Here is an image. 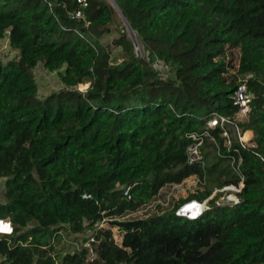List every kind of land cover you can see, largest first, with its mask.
<instances>
[{"label": "trees", "instance_id": "1", "mask_svg": "<svg viewBox=\"0 0 264 264\" xmlns=\"http://www.w3.org/2000/svg\"><path fill=\"white\" fill-rule=\"evenodd\" d=\"M76 1L0 0V40L17 54L0 61V219L13 227L0 264H264V0H113L148 60L125 29L101 42L118 16L109 0H87L80 21L69 17ZM38 63L63 85L44 99ZM240 85L251 95L244 121L234 120ZM218 116L231 122L230 147L207 129ZM233 125L253 139L242 146ZM205 131L203 163L188 164L187 135ZM239 158L238 204L217 206V194L199 216L176 215L237 186ZM188 178L194 193L171 208L121 219Z\"/></svg>", "mask_w": 264, "mask_h": 264}, {"label": "built area", "instance_id": "2", "mask_svg": "<svg viewBox=\"0 0 264 264\" xmlns=\"http://www.w3.org/2000/svg\"><path fill=\"white\" fill-rule=\"evenodd\" d=\"M76 2H77L79 9L73 12H70L69 17L72 20L80 21L83 19V13L81 9L86 8L88 6V2L87 0H77ZM127 34L129 37L128 39L132 43L134 54L137 57L146 58L148 60V53L144 51V48L140 40L138 39L137 35L134 32L129 31V30H127ZM250 101H251V95L248 93L246 86L245 85L238 86L233 96V104L237 107V112L234 116V120L244 121L247 118L248 112L250 110V105H249ZM227 124H231V122L228 119L221 117V116L213 117L207 122V129L210 130V129H214L217 127L221 129L222 135L226 138V145L227 147H230V141L228 139V134L226 131ZM233 126H234V131L237 135L239 143L242 146L246 145L247 141H244L242 139L243 134L240 132L239 128L235 125ZM203 137H210V135L207 131H205L204 134L190 133L187 135V138L192 140V143L187 147V163L188 164H202L203 163V155L200 150L201 145L203 143ZM210 139L213 140L212 137H210ZM234 152L238 153L236 150H234ZM240 161L241 159L239 158L236 166H233L234 160L232 159L231 161V165L233 166L232 169L234 173L237 175L238 180H239L237 186L229 185L221 189H216L212 192V194L207 199H205L202 202L195 201V200L187 202L181 205L176 210V215L187 217L190 219L199 216L204 210L207 209L208 202L213 200L214 197L217 196V194H220V196L214 201V203L217 206L238 204L240 202V199L238 198L237 194L240 192L243 186V176L239 169ZM193 180H195L197 184L198 180L195 178H193ZM128 194H129V190L126 189L124 191V195L128 196ZM82 198H89V195H83ZM153 203H151L150 205H152ZM150 205L138 210L135 213L128 214L125 217H122L121 219L124 220V219H129V218H142L140 216L139 217H134V216H137L138 213H140L141 211H144ZM190 206H193L192 210L194 212L190 213V209H188ZM186 209H187V212H186ZM101 223L97 224L98 228H102ZM12 234H13V227H12L11 222L9 220L0 219V236H11ZM91 241H93V238H89L88 241L85 242L83 246L90 248L89 244ZM93 257L94 255L92 251L89 249L88 260L91 261Z\"/></svg>", "mask_w": 264, "mask_h": 264}, {"label": "rangeland", "instance_id": "3", "mask_svg": "<svg viewBox=\"0 0 264 264\" xmlns=\"http://www.w3.org/2000/svg\"><path fill=\"white\" fill-rule=\"evenodd\" d=\"M127 28L128 26L125 24L124 20L118 15L115 18L114 25L112 26V34L110 35H105L103 38H101V42L104 44L110 45L112 40L118 37V32L122 31V29H125V33L127 34ZM129 38V37H127ZM120 49L119 48H112L111 52V58L113 61L117 60L119 58L120 54ZM17 54L13 52L9 46H8V41L7 39H2L0 40V61L2 62L3 65H5L8 61L16 58ZM120 61V60H119ZM153 66L156 68V70L162 75L163 77H169L170 76V71L169 69L164 66L162 62L156 61ZM33 74L35 77V81L37 84V97L39 99H44L48 95H50L53 92H57L61 89H63V85L61 84L57 73L56 72H48L47 70L44 69L42 63H38V65L35 67L33 70ZM88 87V84H82L77 86V90L84 92ZM246 135L244 139H246ZM4 182L5 179H0V203L4 202ZM196 186V181L193 180V178H188L186 179L180 186H169L165 187L161 190L160 195L158 198H156L157 201H155L152 205H150L147 209L144 211H141L138 213L137 216L134 217H143L145 215H148L149 213H156L158 211V207L163 209L171 208L173 201H177L179 199H185L188 195L194 193V188ZM193 208V206H191ZM101 227L103 229L109 228V226L106 223H101ZM113 238L115 242L120 243L121 242V236L120 232L117 231L116 228L111 227L110 228ZM68 238H72L73 236L69 237L66 236V241H69ZM82 239V238H81ZM62 240L61 242H55L56 247L60 248L61 245L67 243ZM70 241H74L73 239ZM60 245V246H59ZM66 251H73L72 249L67 248Z\"/></svg>", "mask_w": 264, "mask_h": 264}, {"label": "water", "instance_id": "4", "mask_svg": "<svg viewBox=\"0 0 264 264\" xmlns=\"http://www.w3.org/2000/svg\"><path fill=\"white\" fill-rule=\"evenodd\" d=\"M110 3L112 4V6L116 9V11L118 12V15L124 20L125 24L128 26L125 18L123 17V15L121 14V12L119 11V9L117 8L116 4L114 3L113 0H109Z\"/></svg>", "mask_w": 264, "mask_h": 264}, {"label": "crops", "instance_id": "5", "mask_svg": "<svg viewBox=\"0 0 264 264\" xmlns=\"http://www.w3.org/2000/svg\"><path fill=\"white\" fill-rule=\"evenodd\" d=\"M244 135H246L247 137V140H244V141H247V142H249V141H251L252 139H253V133L251 132V131H246V132H244L243 133V136Z\"/></svg>", "mask_w": 264, "mask_h": 264}, {"label": "bare ground", "instance_id": "6", "mask_svg": "<svg viewBox=\"0 0 264 264\" xmlns=\"http://www.w3.org/2000/svg\"><path fill=\"white\" fill-rule=\"evenodd\" d=\"M244 137H245V135H244V136H242V139H243V140H247V138H246V139H244Z\"/></svg>", "mask_w": 264, "mask_h": 264}, {"label": "clouds", "instance_id": "7", "mask_svg": "<svg viewBox=\"0 0 264 264\" xmlns=\"http://www.w3.org/2000/svg\"><path fill=\"white\" fill-rule=\"evenodd\" d=\"M6 227V226H5Z\"/></svg>", "mask_w": 264, "mask_h": 264}]
</instances>
